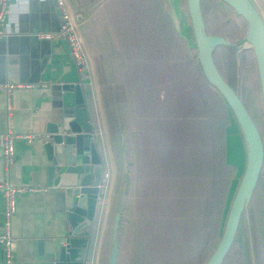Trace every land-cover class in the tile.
Wrapping results in <instances>:
<instances>
[{
    "label": "rangeland",
    "instance_id": "obj_1",
    "mask_svg": "<svg viewBox=\"0 0 264 264\" xmlns=\"http://www.w3.org/2000/svg\"><path fill=\"white\" fill-rule=\"evenodd\" d=\"M88 1L87 7L89 10L94 9L99 13V21L105 20L106 23L103 24L105 29L102 32V38L107 39V42L114 43L113 31L119 32L122 28L126 27L128 24H132L133 17L135 20V29H141L142 25L146 21L151 22L150 16L154 6L152 2L147 0L135 1V9L126 8L125 11L118 8L115 3L117 0H86ZM127 0H123V2ZM255 7L262 13L263 0H251ZM160 3L158 8L161 10L171 32L176 36L180 34L183 37V42L178 41L176 44L172 42L168 43L165 53L166 56L172 58L175 66H184V61L189 68L192 69L195 77L199 79L195 69L193 68V57L194 51L189 50L188 47L194 44L191 35L189 22L186 14V8L184 6V0H158ZM168 3V4H167ZM201 11L204 20V26L209 34H218L223 36L227 41L234 42L242 37L243 26L240 22L231 15L228 11H224L220 8V5L214 0H203L201 5ZM130 13L131 23L120 22V15ZM172 21V22H171ZM75 30H79V23H74ZM110 29V34L108 30ZM106 34V36H104ZM137 36L140 35L138 32ZM135 36V35H134ZM185 45L188 50H185ZM156 49V48H155ZM132 53L137 54L136 49L131 47ZM155 58L157 56V49L155 50ZM186 51V52H185ZM93 56L98 57V60L105 61V59H110V62L99 63V68L105 75L106 79L110 83H119L126 85L130 80V72L132 70L129 68L128 58L123 53L121 47H99V56L96 53V48L92 51ZM135 55L131 59L134 61ZM218 65L222 70L223 75L226 79L234 86L235 90L238 92L243 103L249 107V115L255 122L258 130L263 137V125L262 118L258 109L260 106V101H252L251 99V87H256L255 77L253 68L250 64L248 55L242 54L235 64L230 63L225 59V57H216ZM91 65L93 70V81L97 84V66H94L93 59H91ZM196 63V62H195ZM86 64V62H85ZM88 68V64H86ZM86 67L83 65L79 69ZM167 68H165L166 70ZM89 71V69H88ZM136 72V71H135ZM164 74L163 65H158L157 76ZM157 83L159 78L156 79ZM187 82V81H186ZM107 83V84H110ZM188 83V82H187ZM200 83V84H199ZM189 84V83H188ZM199 92L202 106L205 108V114L207 115L209 132L211 137V144L209 142H202L207 139L208 131L203 130L202 138L198 139L199 135L195 137L194 132L183 125L181 128L176 130V127L172 124L170 118L169 124H165L167 134L163 136L165 143H160V140H156L152 147H149L145 151L141 158L144 159L142 166L144 164V176L143 181L139 189V195L141 201L146 200V204L159 203L157 205L159 212L164 211V203L167 204V212H162L161 214H166L170 218V222L174 223L176 220L190 222L189 225L185 226L183 229L188 232L186 238H183V244L180 246V250L183 255L177 256L176 250L173 251V256H164L165 252H160V259L162 260L159 264H204L207 257L210 255L214 249L219 236L221 234L223 223L225 220L226 212L230 203V200L235 191L238 179L242 172L243 161V151L240 138L237 136L236 127L234 126L233 120L231 119V114L228 112L226 106L220 99L219 95L211 89L209 86L204 85L200 79L198 80ZM191 89L190 85L186 88V91ZM173 90L176 92L181 91L180 87L175 86ZM257 94V92H256ZM259 95V94H258ZM198 105V103H196ZM199 107V105H198ZM167 114V113H166ZM135 115L137 112L135 111ZM168 117H170L167 114ZM94 135V134H93ZM134 138H138L136 135ZM127 139V137H126ZM126 141V146L128 145ZM172 147H178V150H173ZM202 148L206 150L209 164L208 168L211 172L210 180V190L207 192H200L198 196L194 197L193 200H197L199 211L197 209L193 213H182V206L174 200L173 197L168 196L167 201L164 196L165 193L162 187L163 180L170 181L177 187L178 182L186 176L189 177L190 171L195 179L204 178L198 169L199 162V149ZM167 151V155L163 152ZM132 157L134 158L136 153V148L132 147ZM183 152L186 151V159H184ZM105 168L103 171V214L105 215V229L107 228L108 233L110 232L113 216L111 215L110 208L112 203H110V198L113 199L114 188L113 180L116 176V171H114L113 176L109 174V166L114 170L112 165L113 160L110 157L111 164L109 163L108 156H104ZM136 161V159L134 160ZM116 170L118 171V163L115 161ZM110 169V170H111ZM122 173V171H121ZM260 180L257 185L255 194L248 206V223L250 228V239L251 247L250 250L247 226L245 216L240 224L241 228L236 236V244H234L230 253L227 255L224 264H264V161L260 173ZM138 175V174H137ZM124 188L123 197L119 200L117 208L119 212H123V218L125 214L129 215L127 209L128 205L126 203L127 198V185L128 177L123 176ZM122 183V175H119L117 185L120 186ZM112 187V188H111ZM108 188V191H107ZM166 188V187H165ZM106 189V191H105ZM151 194V195H149ZM151 196V197H150ZM205 197V198H204ZM204 198V201H203ZM154 201V202H152ZM203 201V202H202ZM103 203V200L101 201ZM203 203V209L201 204ZM161 204V205H160ZM162 204L163 207H162ZM108 209H107V208ZM170 207H173L172 209ZM102 209V206H101ZM106 210V211H105ZM130 215L134 216L132 210H129ZM173 224V227L175 225ZM245 247H243V246ZM239 248H242L240 250ZM252 257V258H251ZM155 264V263H153Z\"/></svg>",
    "mask_w": 264,
    "mask_h": 264
},
{
    "label": "crops",
    "instance_id": "obj_2",
    "mask_svg": "<svg viewBox=\"0 0 264 264\" xmlns=\"http://www.w3.org/2000/svg\"><path fill=\"white\" fill-rule=\"evenodd\" d=\"M8 2L5 21L1 25L5 27L7 35L0 38V136L7 132L33 136L30 142L24 139L13 141V163L7 170L8 180L13 186L25 188V190L20 191L16 196L15 212L9 221V233L14 240L15 264H38L40 261V257L37 256L38 240L41 241L44 252L48 249H57L64 244L68 231L62 212L63 201L54 197L57 188L45 186V160L40 146L41 142L37 140L43 134L45 123L51 120L55 97L51 95L49 86L57 81L77 82L81 88L85 83L90 85L95 110L94 121L101 139L103 157L108 156L107 159L111 164L110 157L113 160V155L108 139L109 120L103 111L98 86L93 81L91 59H93L94 48L120 47L123 43H120V32L113 31V45L107 42V39L102 38V32L105 29L103 24L106 21H99L97 11L94 9L79 10L76 0H63L72 22L79 23L77 33L81 37L86 53V64L89 65L88 68L85 65L86 69L81 70L74 65L64 39L40 37L42 32L57 33L58 31V12L52 0H8ZM261 4L262 13H259L264 21V0ZM106 30H108L107 34H110L111 30ZM105 61L110 62L111 60L105 59ZM6 83L23 84L24 86L13 87L6 91L4 88ZM237 136L240 138L238 132ZM242 151L244 161L243 146ZM112 165L114 170L109 166V174H111L109 177L113 176L116 171L114 160ZM2 176L0 146V180ZM114 182L115 178L112 185ZM99 198L101 200L98 199L97 204L100 201V208L97 209L96 218L91 223L93 225L88 235L83 264H106L110 232L108 233L107 228L105 229L104 199L101 188ZM110 200L112 203L110 211L113 216L119 211L116 206L121 198H110ZM1 209L2 195L0 192V230ZM119 213L116 264H139L133 258L135 256L134 239L139 236L136 222L132 221V216L125 214L123 218V212ZM133 223H135L137 235ZM0 264H2L1 248Z\"/></svg>",
    "mask_w": 264,
    "mask_h": 264
},
{
    "label": "trees",
    "instance_id": "obj_3",
    "mask_svg": "<svg viewBox=\"0 0 264 264\" xmlns=\"http://www.w3.org/2000/svg\"><path fill=\"white\" fill-rule=\"evenodd\" d=\"M76 1L79 5V10L89 8L87 7L88 1ZM122 1L123 0H117L115 6L117 5L118 8H121L124 11L126 8H129L130 10L135 9L134 0H127V2L125 1L121 3ZM136 1L140 2L139 0ZM147 1L152 2V5L155 8L154 10L152 9L151 12V22L146 21L145 24L142 25L141 29L136 30V18L133 17L134 22L130 25L128 24L126 27L122 28L119 31L121 34L120 43H123V45L120 47L122 48L123 53L128 58L129 68L132 70V72H130V80L126 83V85L119 83H110L106 79L105 75L102 74L103 72L100 70L98 64L106 63L107 61L98 60V57H93V64L94 66H97L96 78L99 96L104 114L109 120L108 139L109 143L112 146V155L115 161L118 163V171L116 170V177L113 185V199L123 197V176L125 178L127 176V211L129 213V216H131L129 210H132V213H135V215L132 216V221L136 222L137 232L139 234V236H136L134 239V261L138 262L139 264H159L162 262V260L160 259V252L162 251L165 252L164 256H166V258L173 256V251L171 249L177 251L176 259L178 254L183 255V252L180 250V246L181 244H183L182 239L186 238V235L188 234V232L185 231L183 228L189 225L190 222L182 221L180 223L179 220H176L174 224L170 222L171 217L168 216L167 219L166 214H161L162 212H167L166 203H164L165 205L162 204V207L164 205L166 209L164 211L159 212V209L157 207L159 203H155L154 201H152L154 202V204H146L148 196L144 202L141 201L138 189L141 186L144 176V164L143 166L141 165L144 159L141 157L143 153L149 149V147L153 146L156 140H160V143L166 142V140H164L166 136L164 138L163 136L167 134L165 124H169L170 118L172 120V124L176 127V130L181 128L183 125H186L194 132L195 137L199 135L198 139H200V136L202 138L203 130L208 131L209 137L203 140L202 142L206 143L210 140L211 144L207 115L205 114L204 106H202L203 103H201L202 101L199 92L200 83L198 84V80L200 79L202 82H204V85H209L204 80L200 70L198 69L195 63L194 44H192V46L188 48L189 50L194 51L193 68L195 69L199 79L195 77L192 69L189 68V64L187 65L186 61H184V66H175L172 58L168 55L166 56L165 53L167 52L166 47L168 43L172 42L173 44H176L178 41L184 43L182 41L183 37L180 36V34H177L175 36L171 32L170 27L168 26L162 12H160L161 10H159L158 8L160 4L158 0ZM214 1L220 5L221 9H223L224 11H228L229 13H231L232 16L237 18V20L243 26V30H245V23L239 16L234 15L230 8H224L218 0ZM202 2L203 0H200V6L202 5ZM130 17L131 16L129 12L121 14L120 22L131 23ZM137 32L140 35L137 36ZM206 32L209 33L207 30ZM131 47L136 49V55L132 53ZM155 48L157 49L156 58ZM184 48L185 50H188L186 45ZM96 49L98 50L96 53L99 56V48ZM243 53L248 55L250 64L254 72L250 50H244L242 52L236 53L231 48L217 46L213 51V60L218 72L234 90V86L223 75L222 70L218 65L216 57H225V59L229 63L231 61L232 64H235L236 61L238 62L237 59H239ZM94 55L95 53L93 54V56ZM134 55V61H131ZM158 65H163V75L160 74L159 76H157ZM165 68L167 69L165 70ZM157 77L159 78L158 83L156 81ZM189 85L191 89L186 91V88ZM175 86L180 87L181 91L176 92V90H173ZM210 88L213 89L212 87ZM81 91L83 96L84 107L87 113V118L91 124L92 132L94 134V146L100 158L102 169H104L105 165L102 152V143L94 121L95 110L90 85L86 83L83 84ZM250 93L252 101L256 100L255 97H257L258 101H260L257 83L256 87H251ZM196 103H198L199 107ZM243 105L249 112V107L244 103ZM226 108L228 112H230L227 106ZM258 109L261 115L260 106H258ZM135 111L137 112V115H135ZM166 113L170 117H168ZM231 119L233 120L232 115ZM234 126L236 127L235 123ZM135 135L138 138H134ZM168 137L171 139L170 136ZM126 141L129 142L127 146ZM132 147L136 148L134 158L132 157ZM172 148L175 151L178 150V147ZM163 152L167 155L166 150H164ZM122 153L126 163L125 174L122 170ZM182 153L184 155V159H186V151H182ZM135 159L136 161H134ZM208 164L209 158L207 152L204 149L202 151V148H200L198 169L200 170L204 178L195 179L194 175L190 171H188L189 177L187 178L185 176L184 179L180 180L178 182L177 187H175L174 184L170 181L163 180L162 182L163 190H165V195H163L165 200L167 201L168 196L173 197L174 200L178 203V205H180V207L182 206V213L185 214L184 216H186L187 213L195 212L196 209L198 212V202L197 200H193V198L198 196L200 192L205 191L208 193V191L210 190L209 177L211 172L208 168ZM119 175H122V183L120 186L117 185ZM260 175L261 174H259L257 183L251 195L250 202L255 194L257 185L260 180ZM100 188L102 190L103 185H101ZM201 206L203 209V203L201 204ZM99 208L100 201L96 205V211L93 216V222L96 218L97 209ZM170 208L172 209L173 207ZM243 218L244 215L242 214L240 217V222L234 238V242L227 255L230 253L234 244H236V236L241 228L240 224L242 223L241 221ZM173 224L175 225V227H173ZM133 225L136 234L135 223H133ZM239 249L242 250V248ZM227 255L225 256L222 264H224Z\"/></svg>",
    "mask_w": 264,
    "mask_h": 264
},
{
    "label": "water",
    "instance_id": "obj_4",
    "mask_svg": "<svg viewBox=\"0 0 264 264\" xmlns=\"http://www.w3.org/2000/svg\"><path fill=\"white\" fill-rule=\"evenodd\" d=\"M184 1L195 47L196 65L207 84L228 107L244 150L242 172L230 200L221 234L204 262L222 264L234 242L242 214L245 216L252 251L248 206L264 161V21L251 0H218L224 8H230L245 23L242 37L229 42L221 35L206 32L200 0ZM217 46L231 48L236 53L250 50L260 100L263 137L238 92L218 72L213 60V51ZM49 89L55 97L51 120L45 123L43 134L37 140L41 142L45 160V186L57 188L54 197L63 201L62 212L68 231L64 244L57 249L44 252L43 245L38 240V264H83L100 195L102 165L94 146L92 127L87 118L80 85L77 82L57 81L50 84ZM125 165L122 153L124 174ZM119 219L120 213L117 211L112 219L106 264L117 263Z\"/></svg>",
    "mask_w": 264,
    "mask_h": 264
},
{
    "label": "built area",
    "instance_id": "obj_5",
    "mask_svg": "<svg viewBox=\"0 0 264 264\" xmlns=\"http://www.w3.org/2000/svg\"><path fill=\"white\" fill-rule=\"evenodd\" d=\"M54 3L59 18V27L57 33H40L41 38H62L66 41L74 64L80 68L85 66L86 53L82 46V40L77 30H75L74 23L71 17L67 13L63 0H52ZM8 0H0V38L7 35L5 27H1L2 23L5 21V15L8 10ZM23 84H11L6 83L4 85L5 90L12 89L13 87H23ZM33 136L24 133H12L7 132L0 136V146H1V161H2V171L3 176L0 180V192L2 195V225L0 230V248L2 252V264H15L14 254H13V238L9 233V221L10 217L15 212L16 207V196L20 191L25 190V188L15 187L8 180L7 170L13 163V141L15 139H24L30 142ZM100 181L99 187H101Z\"/></svg>",
    "mask_w": 264,
    "mask_h": 264
}]
</instances>
